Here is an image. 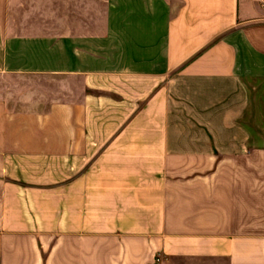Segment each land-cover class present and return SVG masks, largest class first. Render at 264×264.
<instances>
[{"label":"crops","instance_id":"0c3cea01","mask_svg":"<svg viewBox=\"0 0 264 264\" xmlns=\"http://www.w3.org/2000/svg\"><path fill=\"white\" fill-rule=\"evenodd\" d=\"M0 264H264V0H0Z\"/></svg>","mask_w":264,"mask_h":264}]
</instances>
